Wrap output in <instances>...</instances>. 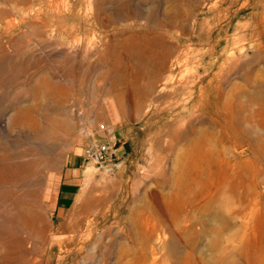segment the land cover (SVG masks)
Listing matches in <instances>:
<instances>
[{
    "label": "rangeland",
    "instance_id": "rangeland-1",
    "mask_svg": "<svg viewBox=\"0 0 264 264\" xmlns=\"http://www.w3.org/2000/svg\"><path fill=\"white\" fill-rule=\"evenodd\" d=\"M59 5L0 0V235L38 264H264V0ZM181 53L171 85L183 71L192 87L156 102L160 58ZM230 54L237 65L214 87ZM207 83L221 123L207 104L208 119L171 138ZM104 142L111 169L82 162L56 212L66 168Z\"/></svg>",
    "mask_w": 264,
    "mask_h": 264
},
{
    "label": "bare ground",
    "instance_id": "bare-ground-1",
    "mask_svg": "<svg viewBox=\"0 0 264 264\" xmlns=\"http://www.w3.org/2000/svg\"><path fill=\"white\" fill-rule=\"evenodd\" d=\"M10 1L13 5L17 6V5H23L26 6L27 8H30L31 5H39V4H44L47 5L48 8H50V6L52 7L53 3H59L60 5L61 3H63V0H8ZM54 1V2H53ZM219 1V0H217ZM215 3V2H214ZM220 3V2H219ZM216 4V3H215ZM243 4V3H242ZM59 5V6H60ZM217 5V4H216ZM214 5V6H216ZM54 6V5H53ZM220 6V5H219ZM61 7V6H60ZM26 9V8H25ZM59 9V8H58ZM38 10V9H37ZM36 10V11H37ZM40 10V9H39ZM47 10V9H46ZM35 11V12H36ZM49 11V10H48ZM55 11V9H54ZM10 13V12H9ZM29 13V12H28ZM47 13V12H46ZM50 13V12H49ZM53 13V12H52ZM56 13V12H55ZM40 14V13H39ZM57 14V13H56ZM9 15V14H8ZM60 15V13H59ZM222 15V14H221ZM39 16V15H38ZM43 17V15H42ZM33 18V17H32ZM46 18V17H45ZM55 18V17H54ZM4 19V18H3ZM13 19V18H11ZM15 20V19H13ZM40 20V19H39ZM42 20V19H41ZM49 20V19H48ZM54 20V19H52ZM8 21V20H7ZM46 21V20H45ZM16 21H14L15 24ZM41 22V21H39ZM38 22V23H39ZM55 22V21H53ZM7 23V22H6ZM12 23V22H11ZM51 23V22H50ZM10 24V23H9ZM40 24V23H39ZM12 24H10L11 26ZM44 25V24H43ZM47 25V24H46ZM44 25V26H46ZM52 25V24H51ZM8 27V26H7ZM68 27V26H67ZM9 29V28H8ZM46 29H48L46 27ZM2 31V30H1ZM47 31V30H45ZM7 32V31H6ZM51 32V30H50ZM60 33V32H59ZM56 34V32H55ZM58 36V35H57ZM14 37V36H13ZM208 44V43H207ZM195 45V44H194ZM196 46V45H195ZM208 46V45H207ZM188 50L190 51L191 49L188 48ZM196 51V50H195ZM199 52V51H198ZM197 52V54H198ZM183 55V53H181ZM190 54V53H189ZM234 54V53H232ZM232 54H230L231 56L229 57L230 59H226L223 61V63H221L218 67L219 71L221 70L222 72L224 71V73L218 72L214 78V87H218L221 83L224 82V80L226 79V77L228 76L229 73H231L236 65H237V58L233 57ZM227 55V54H226ZM193 57V56H192ZM228 57V56H227ZM160 62H159V68L165 72H167L163 77H161L158 81L161 83L162 86V90H167V93H163V95L159 96L156 99V102H160V99H166V102L171 104L172 102V98H180V96L185 95L184 91L186 90V88H191L192 87V81L187 79V76H185V74L183 73V71H179L180 75H179V81L176 84L171 85V79L175 76H173L172 73V68L175 65L176 67H181L183 65V62L188 58V54H184L183 56L179 57H174L173 59H171L167 54H165V56H163V58H160ZM218 62V61H217ZM168 63V64H167ZM182 69V68H181ZM176 72V71H175ZM183 73V74H182ZM144 74V73H142ZM145 75V74H144ZM149 82H148V86L147 87H143L142 88V94H148L151 93V91H153L156 88V81L148 78ZM163 81V82H162ZM197 84V83H196ZM208 84H205V86L199 87L198 90V95L196 96L195 99H191V105L189 106V108H184L182 115L179 116H175V118L172 121L177 122L173 129L170 131L171 134V138L173 139H177L178 137H181L182 133H180V129H181V124L180 122H182V124H188L190 126L187 132L185 131V133L187 135H189V133H191L193 131V123L195 122H201L203 119H208V116L206 117L205 115H207L205 113V106H207V104H211L209 98V88H208ZM147 85V84H146ZM169 85V87H168ZM198 87V86H197ZM160 88V87H159ZM158 91V90H157ZM162 94V92H161ZM192 94L190 93V91H187V94ZM157 96V95H156ZM149 97V96H148ZM193 97V96H192ZM186 98V97H185ZM182 99V98H180ZM153 100V99H152ZM155 100V98H154ZM142 101V100H141ZM190 101V100H189ZM175 102V101H174ZM178 102V101H177ZM176 102V103H177ZM182 103V102H181ZM144 104V102L142 103ZM154 104V103H153ZM152 104V105H153ZM184 104V103H183ZM188 105V104H187ZM186 105V106H187ZM154 106V105H153ZM168 106V105H166ZM174 106V105H173ZM212 113L211 116L209 117V120L211 122H213L216 125H219L221 123V112H219V107L217 105H212ZM139 107V106H138ZM151 107V106H150ZM173 108V107H172ZM166 109V108H165ZM170 110V109H169ZM164 111V110H163ZM180 111V110H179ZM174 112V111H173ZM176 112V111H175ZM174 112V113H175ZM233 112H238L237 111V105H234L233 108ZM173 115V113H171ZM164 115V114H163ZM171 115V116H172ZM238 115V114H237ZM161 116V115H160ZM164 117V116H163ZM171 122V121H170ZM201 125V124H200ZM205 143V142H204ZM199 149V148H198ZM254 168L255 170L252 168L253 170V178L255 180V182H257L256 176L258 175V165L254 164ZM91 203H87V207L90 206ZM33 213H35L33 211ZM32 210L28 207H22L18 214L19 217L18 219L21 220L23 223H27L31 220L32 216ZM33 220V218H32ZM30 223V222H29ZM26 242L18 237L15 238H6L5 236L3 237L2 235H0V264H38L35 261L34 258H32L30 256V252L29 250L26 248ZM28 246V245H27Z\"/></svg>",
    "mask_w": 264,
    "mask_h": 264
},
{
    "label": "built area",
    "instance_id": "built-area-1",
    "mask_svg": "<svg viewBox=\"0 0 264 264\" xmlns=\"http://www.w3.org/2000/svg\"><path fill=\"white\" fill-rule=\"evenodd\" d=\"M101 128H104V126H101ZM81 157L83 162L103 165L106 168L109 166L108 170H110L111 163L115 158V149L107 142L92 144L83 148Z\"/></svg>",
    "mask_w": 264,
    "mask_h": 264
},
{
    "label": "crops",
    "instance_id": "crops-1",
    "mask_svg": "<svg viewBox=\"0 0 264 264\" xmlns=\"http://www.w3.org/2000/svg\"><path fill=\"white\" fill-rule=\"evenodd\" d=\"M73 160H75L73 166H69L66 168L69 175H67V177L63 179V182L59 185V189L57 192L56 212L59 209L64 208L59 206L62 200L72 202L75 197V192L77 191V174H79V169H81L83 160L82 158H73Z\"/></svg>",
    "mask_w": 264,
    "mask_h": 264
}]
</instances>
